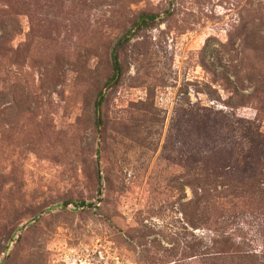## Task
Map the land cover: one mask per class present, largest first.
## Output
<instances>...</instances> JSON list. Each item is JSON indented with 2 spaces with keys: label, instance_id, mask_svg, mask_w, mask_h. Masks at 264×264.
<instances>
[{
  "label": "rangeland",
  "instance_id": "obj_1",
  "mask_svg": "<svg viewBox=\"0 0 264 264\" xmlns=\"http://www.w3.org/2000/svg\"><path fill=\"white\" fill-rule=\"evenodd\" d=\"M0 25V264H187L191 112L264 133L260 102L231 110V70L218 79L200 60L221 75L243 59L252 80L233 84L256 90L264 0H0ZM236 216L234 240L262 250L264 216Z\"/></svg>",
  "mask_w": 264,
  "mask_h": 264
},
{
  "label": "trees",
  "instance_id": "obj_2",
  "mask_svg": "<svg viewBox=\"0 0 264 264\" xmlns=\"http://www.w3.org/2000/svg\"><path fill=\"white\" fill-rule=\"evenodd\" d=\"M144 17L152 19L153 15L142 14L138 20H143ZM2 43L6 45V41ZM219 48L224 49L225 45L220 44ZM204 56L201 57L200 64L213 77L228 80L225 74L229 69L235 77V82L241 86L243 79L248 82L252 80L250 73H242L248 68L243 59L234 64L229 59V65L227 67L223 65L224 70L220 75L216 73L214 64L208 63ZM112 65L113 72L108 82L115 84L118 82L120 70L115 54L112 55ZM235 82L226 83L233 85L229 88L232 89L230 99L234 100L233 104L226 105L234 110L245 107L250 100H256L258 104L260 102L256 118L259 120L264 114V102L260 101L261 97L264 98V80L263 83H258L256 90L247 95L234 86ZM206 87L208 92L213 91L208 85ZM103 100L104 94L100 91L95 108L96 128L103 122L101 108ZM203 111H206L205 116L199 114L198 110L191 112L192 120L188 123L182 143L186 156L183 154L185 160L181 165L184 180L183 183L177 184L179 191L182 192L178 201L184 197L186 187L191 193V198L180 209L191 229L190 238L185 243L183 259L187 264H264V248L258 252H248L233 238L237 213L264 216V133L257 124V127H253L255 130L252 136L241 133L242 127H239L240 131L237 127L235 132L227 134V124L231 119L229 113L214 108H205ZM177 142L180 143L179 140ZM77 205L83 206L85 201L82 200ZM198 228L209 232V242L193 232V229ZM179 260L176 258L174 263ZM164 263L165 261L161 260V264Z\"/></svg>",
  "mask_w": 264,
  "mask_h": 264
}]
</instances>
